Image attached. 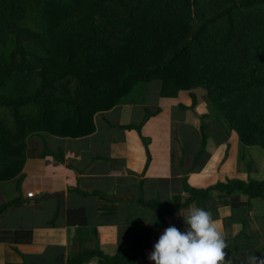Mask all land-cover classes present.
I'll use <instances>...</instances> for the list:
<instances>
[{
	"label": "trees",
	"instance_id": "16d2710c",
	"mask_svg": "<svg viewBox=\"0 0 264 264\" xmlns=\"http://www.w3.org/2000/svg\"><path fill=\"white\" fill-rule=\"evenodd\" d=\"M223 1L0 0V182L21 172L28 150H37L38 142L36 152L48 154L58 140L97 132L108 111L135 94L136 85L155 80L164 97L192 92L189 109L199 102L195 87L206 89L210 111L222 114L242 147L264 149L259 59L264 55V0ZM205 121L201 150L213 135L208 128L214 121ZM118 125L142 129L136 123ZM240 150L246 156V149ZM148 153L149 163L150 147ZM186 187L193 194L186 200L147 203L159 213L158 221L133 245L132 259L145 255L176 211L196 198L206 199L216 190L264 200V179L251 176L209 188ZM12 204H4L0 214ZM103 254L87 250L68 264H86ZM104 256L107 264L129 257Z\"/></svg>",
	"mask_w": 264,
	"mask_h": 264
},
{
	"label": "crops",
	"instance_id": "0c3cea01",
	"mask_svg": "<svg viewBox=\"0 0 264 264\" xmlns=\"http://www.w3.org/2000/svg\"><path fill=\"white\" fill-rule=\"evenodd\" d=\"M137 88L89 136L58 140L48 154L36 152L41 145L33 138L37 150H28L21 172L0 182V208L13 203L0 214V264H68L87 250L129 256L156 224L159 213L147 203L166 197L186 200L193 195L186 185L203 189L256 177L236 132L221 113L210 111L206 89L195 87L199 102L189 109L192 92L164 97L158 82L153 99L146 86ZM203 117L214 123L201 150ZM119 123L142 129H124ZM239 162L245 163V171L238 170ZM191 206L210 210L219 220L228 245L226 259L232 264H248L252 255L264 259V200L215 190ZM191 206L177 210L170 226L185 231L180 213L186 215ZM159 237L145 255H130L121 264H155L148 256ZM104 254L86 264H107Z\"/></svg>",
	"mask_w": 264,
	"mask_h": 264
},
{
	"label": "clouds",
	"instance_id": "9594fccd",
	"mask_svg": "<svg viewBox=\"0 0 264 264\" xmlns=\"http://www.w3.org/2000/svg\"><path fill=\"white\" fill-rule=\"evenodd\" d=\"M184 217L185 231L176 226L163 230L148 259L155 264H232L226 259L228 245L218 219L202 207L191 206ZM248 264H264L252 255Z\"/></svg>",
	"mask_w": 264,
	"mask_h": 264
},
{
	"label": "rangeland",
	"instance_id": "374dc122",
	"mask_svg": "<svg viewBox=\"0 0 264 264\" xmlns=\"http://www.w3.org/2000/svg\"><path fill=\"white\" fill-rule=\"evenodd\" d=\"M204 1V0H203ZM223 2H226V0H224ZM214 11H216L217 9H219V7L215 6L212 8ZM109 13L106 12V16L108 15ZM259 59L261 60V64H262V67L264 68V55H262V57ZM260 71H262L260 69ZM158 84V81L155 80V81H151V82H142V83H139L137 86H146V95L149 96V91H150V94L152 96L153 99H156L157 97V94H156V91H155V86ZM159 84L161 85V83L159 82ZM160 89V88H159ZM159 91V90H158ZM129 95H127L126 97L123 98V100H127L129 98H127ZM9 127L11 128V124L9 122ZM10 131L12 130L9 129ZM118 135V133L116 134ZM241 148H244L246 149V160L251 162V165H252V170L254 169V173H257L255 174L256 177L255 178H258L260 181L264 179V149L260 148V147H256V146H248L247 148L245 147H241ZM238 170L240 171H245V163L243 162H239V168ZM157 217H155V223L157 221Z\"/></svg>",
	"mask_w": 264,
	"mask_h": 264
},
{
	"label": "built area",
	"instance_id": "2783aa9c",
	"mask_svg": "<svg viewBox=\"0 0 264 264\" xmlns=\"http://www.w3.org/2000/svg\"><path fill=\"white\" fill-rule=\"evenodd\" d=\"M33 196H34L33 192L28 193V197H33Z\"/></svg>",
	"mask_w": 264,
	"mask_h": 264
}]
</instances>
